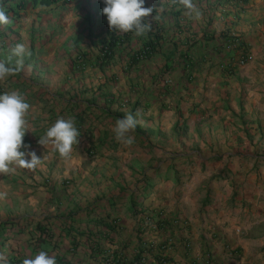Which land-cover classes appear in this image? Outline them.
<instances>
[{
	"label": "crops",
	"instance_id": "obj_1",
	"mask_svg": "<svg viewBox=\"0 0 264 264\" xmlns=\"http://www.w3.org/2000/svg\"><path fill=\"white\" fill-rule=\"evenodd\" d=\"M33 1L0 0L10 18L0 60L14 67L17 43L30 52L0 91L31 105L21 151L41 158L0 173L6 264L40 251L56 264H101L137 248L154 257L164 244L168 264H264V0H192L194 11L145 0L151 30L127 32L104 61L79 32L74 0ZM56 4L61 19L31 23V6ZM146 36L151 52L134 57ZM128 113L138 123L125 146L112 129ZM59 117L81 133L68 159L38 143Z\"/></svg>",
	"mask_w": 264,
	"mask_h": 264
},
{
	"label": "clouds",
	"instance_id": "obj_2",
	"mask_svg": "<svg viewBox=\"0 0 264 264\" xmlns=\"http://www.w3.org/2000/svg\"><path fill=\"white\" fill-rule=\"evenodd\" d=\"M23 1L18 0L19 3ZM56 1L58 0L50 2ZM177 2L190 11L195 10L192 0H170L172 4ZM103 3L102 14L106 16L110 30L119 33L134 32L138 36L151 30L148 18L156 9L151 6L146 7L145 0H103ZM9 23L8 14L0 7V26ZM11 54L18 57L16 65L13 67L0 60V81L22 71L23 57L26 54L30 55V52L25 44L17 43L11 48ZM30 107L25 96L18 90L0 93V173L2 174L14 171L13 166L35 170L41 163V158L34 150L27 153L30 159H26V152L21 151L22 148L30 147L23 139L26 132L31 131L27 121ZM137 123V119L131 113L118 118L112 129L116 140L125 146H130L134 142V137L129 134L135 131ZM80 134L72 118L59 117L46 129L45 134L39 137L38 143L45 149L51 146L61 158L68 159L72 156L73 146L78 144ZM5 196L6 192H0V199ZM0 264H6V257L3 254H0ZM22 264H56V258L45 251H40L34 258H25Z\"/></svg>",
	"mask_w": 264,
	"mask_h": 264
},
{
	"label": "rangeland",
	"instance_id": "obj_3",
	"mask_svg": "<svg viewBox=\"0 0 264 264\" xmlns=\"http://www.w3.org/2000/svg\"><path fill=\"white\" fill-rule=\"evenodd\" d=\"M76 2V7L74 6V10L71 12L72 17L75 19V23L77 26L81 27L79 31L82 37H93V43L97 44V49L100 52V47L104 43V39L109 35V32L112 31L109 29L107 18L102 14V8L104 7L103 0H74ZM64 1H61L59 5H62ZM48 6V10L46 13H41L39 10L40 6L33 7L31 12V23L38 22L40 16L43 19H47V26H49V22L54 17H60L61 10H58L57 6ZM58 21V20H57ZM54 25V24H53ZM29 27L30 31L32 30V25ZM55 26V25H54ZM61 25H59L60 27ZM119 33V32H118ZM105 35V37H104ZM104 37V39H103ZM92 45V44H91ZM94 46V45H92Z\"/></svg>",
	"mask_w": 264,
	"mask_h": 264
},
{
	"label": "built area",
	"instance_id": "obj_4",
	"mask_svg": "<svg viewBox=\"0 0 264 264\" xmlns=\"http://www.w3.org/2000/svg\"><path fill=\"white\" fill-rule=\"evenodd\" d=\"M224 40L226 41V46L229 48H237L241 46L240 40L238 37L232 33V32H226L224 33ZM147 49V48H145ZM144 53V51H142ZM139 53L138 56L142 57L143 54ZM242 55H240L237 59L238 62L243 61ZM150 245L146 246L149 247ZM153 246V245H152ZM154 247V246H153ZM168 248L167 244L161 245L159 247H154L156 251V255L154 257H149L145 255V252H143V249L140 250L139 248L134 249V256L129 259H112L111 257H108L104 260H102L101 264H168V260L165 255V250ZM137 258H134L137 256ZM151 258L152 260H150ZM197 264H210V259L205 257L201 261H199Z\"/></svg>",
	"mask_w": 264,
	"mask_h": 264
},
{
	"label": "trees",
	"instance_id": "obj_5",
	"mask_svg": "<svg viewBox=\"0 0 264 264\" xmlns=\"http://www.w3.org/2000/svg\"><path fill=\"white\" fill-rule=\"evenodd\" d=\"M31 2H34L33 0H30ZM52 2L55 0H42L40 2H42L43 4H46L48 2ZM16 3V8L18 7V0H15ZM148 33V32H147ZM127 36V33H118V32H114V31H110L109 35L104 39V43L102 44V46L100 47V53H99V58L104 61L105 59H107L108 57H110V55L113 52V45L117 42H120L119 40L125 38ZM152 45H153V40L151 37L146 36L143 39V42L141 44V46L136 49V51L133 53L134 57H139L138 54L142 53V51H144L143 56L150 53L152 50ZM147 48V49H145ZM100 60V61H101ZM1 93V91H0ZM137 256H135L134 258H137Z\"/></svg>",
	"mask_w": 264,
	"mask_h": 264
}]
</instances>
